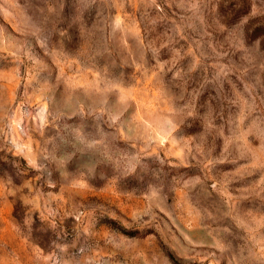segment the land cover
<instances>
[{
  "label": "rangeland",
  "instance_id": "obj_1",
  "mask_svg": "<svg viewBox=\"0 0 264 264\" xmlns=\"http://www.w3.org/2000/svg\"><path fill=\"white\" fill-rule=\"evenodd\" d=\"M0 264H264V0H0Z\"/></svg>",
  "mask_w": 264,
  "mask_h": 264
}]
</instances>
